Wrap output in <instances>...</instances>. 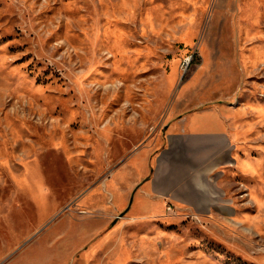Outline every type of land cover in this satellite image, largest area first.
Returning <instances> with one entry per match:
<instances>
[{"label":"rangeland","instance_id":"obj_1","mask_svg":"<svg viewBox=\"0 0 264 264\" xmlns=\"http://www.w3.org/2000/svg\"><path fill=\"white\" fill-rule=\"evenodd\" d=\"M209 107L236 164L151 208L167 123ZM0 264H264V0H0Z\"/></svg>","mask_w":264,"mask_h":264},{"label":"crops","instance_id":"obj_2","mask_svg":"<svg viewBox=\"0 0 264 264\" xmlns=\"http://www.w3.org/2000/svg\"><path fill=\"white\" fill-rule=\"evenodd\" d=\"M199 110L204 112L194 113ZM199 110L170 119L166 125V144L156 152L144 180L151 208L161 199L183 206L204 204L212 197L213 186L222 187L224 169L236 164L231 119L219 115L218 108Z\"/></svg>","mask_w":264,"mask_h":264}]
</instances>
